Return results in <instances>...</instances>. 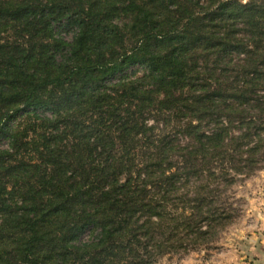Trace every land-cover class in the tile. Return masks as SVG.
Returning a JSON list of instances; mask_svg holds the SVG:
<instances>
[{
    "label": "trees",
    "instance_id": "obj_1",
    "mask_svg": "<svg viewBox=\"0 0 264 264\" xmlns=\"http://www.w3.org/2000/svg\"><path fill=\"white\" fill-rule=\"evenodd\" d=\"M2 140L0 264L208 242L264 164V0H0Z\"/></svg>",
    "mask_w": 264,
    "mask_h": 264
},
{
    "label": "rangeland",
    "instance_id": "obj_2",
    "mask_svg": "<svg viewBox=\"0 0 264 264\" xmlns=\"http://www.w3.org/2000/svg\"><path fill=\"white\" fill-rule=\"evenodd\" d=\"M222 195L231 217L210 240L162 255L154 264H264V164L250 175H237ZM81 240H89L88 231Z\"/></svg>",
    "mask_w": 264,
    "mask_h": 264
}]
</instances>
